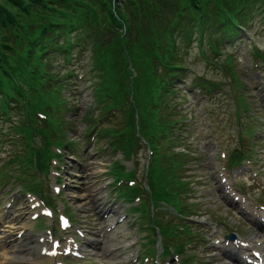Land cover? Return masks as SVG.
Listing matches in <instances>:
<instances>
[{
	"label": "trees",
	"instance_id": "trees-1",
	"mask_svg": "<svg viewBox=\"0 0 264 264\" xmlns=\"http://www.w3.org/2000/svg\"><path fill=\"white\" fill-rule=\"evenodd\" d=\"M258 10L264 11V0H0V105L22 101L25 91L30 114L34 106L48 111L61 143H70L66 128L74 105L61 73L84 46L95 100L121 104L126 112L110 119L100 141L115 134L128 150L140 126L156 149L152 186L176 200L191 190L182 178L188 155L176 152L173 142L186 56L205 39L219 52L240 32L233 20L247 25ZM23 159L15 155L12 163Z\"/></svg>",
	"mask_w": 264,
	"mask_h": 264
},
{
	"label": "rangeland",
	"instance_id": "rangeland-1",
	"mask_svg": "<svg viewBox=\"0 0 264 264\" xmlns=\"http://www.w3.org/2000/svg\"><path fill=\"white\" fill-rule=\"evenodd\" d=\"M250 38H252L251 44H245L246 41H236L233 45H229L227 47L226 50L228 53H223L222 55L225 57L226 54L233 53V50L237 54L235 66L239 72L240 78L242 79V90L248 95L253 112L256 113L261 119H264V92L258 89V87L255 89L252 87L256 84L259 85V83L254 82L255 79L253 73H255V70H252V62L254 60L252 45H256V47L264 52V13L255 14L251 25ZM199 48V45L195 44L192 48V51L190 52V55L188 56V61L191 67L188 70L189 74L186 75V78H188L187 84L189 87L192 85V81L198 80L197 77L202 76L203 78L208 79L215 78L216 80H221L224 78L222 69L213 65V60H215L213 57H216L217 55L211 54L209 55V58H212V60L205 61L203 55L199 52ZM219 57L220 56H217L216 59L223 63V58ZM81 64L82 62L77 63L75 68L77 71L82 70L86 73L87 70L82 69ZM86 80L87 81L84 83V87L81 86L79 88L81 93L75 96V102H78L81 108L78 112L71 111V115H69V118L72 119L71 125L76 132L71 136L75 139V143L78 145L77 147H79L77 153L78 155L82 156V161L80 166H76L74 163L76 162L75 158L70 155V153L67 155L66 163L71 174L69 175L71 181L69 189L64 193V197L67 201L68 207L74 211L73 213L76 216L77 221L84 222L87 220V218L91 219L92 224H90L89 229L97 232L96 230H99L97 228H99L102 223L99 217L100 207L102 205V197L104 192H106L105 190L107 189L105 185L110 179V174L107 172V170L109 169V165L121 155V152L113 151V149L108 147L107 144L105 146H107L108 149L102 152L97 151V145H94L88 149L84 147L82 148L83 141L87 139L86 125H89V122H87L86 112L92 111L93 115L97 116V107L94 109V106H91L93 98L91 96V89L87 87L89 81L87 78ZM189 99L194 100L192 93L190 94ZM231 104H233V110L235 104ZM191 111H193L192 114L194 115L195 113L199 114L200 112L195 108V106ZM230 117L231 115L228 114L226 116V122H223L224 124H221L220 127L222 133L227 137L225 146L228 147L229 151L232 150L233 140L236 138V134L230 126V123L233 122ZM186 128H189L193 131L191 135L194 140V144L191 145V148L197 152L195 153L196 158L200 159L199 169L191 172L196 173V178L200 180V184L197 186L198 191L195 192L191 197V201H193L194 198L199 201V203L194 206L197 207L196 211H199L198 213L201 215V217H209L212 220H219L221 224L224 221L235 223V225L238 227V230L243 234H256L255 228L242 221V219L239 218L237 211L233 210L227 204L226 200L223 199V195L218 191V181L216 178V170L218 165L217 152L215 150L205 151L202 148L199 135L196 133L198 130L195 131L196 128H194L193 125L192 127L186 126ZM11 147L12 146L10 145H5L3 147L0 146V150L3 151L4 148ZM138 150L139 151H137V153H139L142 157L139 164L138 174L141 178L142 185H145L148 182L147 160H145V150L143 146ZM261 151L264 152V145L261 148ZM16 187L19 188V183L16 181L8 182L7 186L6 184L2 185L0 201H3V199L7 197V195L11 194V192ZM9 189L11 191H9ZM144 194L145 198L148 197L146 193ZM23 201L24 198H21L20 203H18L15 208V213L11 215V219H15L11 225V227L15 229V232L13 233V236L10 237L12 242L6 248L16 245L24 240L23 236L22 238H16V233L19 229L26 227V224L30 228L35 227L36 229H39L37 226H34L35 224L30 223L27 220V217L24 216L25 207L23 205ZM96 204H99L98 208L95 207ZM120 204L121 203H118L119 206ZM88 208H90L89 212L85 213L84 210ZM110 222H113V220H110ZM106 224H109V222H105V225ZM43 225L47 226L48 222L44 223ZM222 229H224L223 226ZM195 230L201 229L196 226ZM140 231L141 229L136 223L125 222L111 233L106 234V238L104 240H111L112 242L105 248L115 244L122 245V248L119 251L113 253L108 259H104L106 260V264H134L133 256L137 252H140V238L138 236ZM27 240L31 242L32 252L37 258L38 245L36 243L35 237L30 236V238ZM130 243H133L131 249H125L123 247ZM204 247H207V245L205 244ZM204 247L201 246L200 243H197L195 250L193 251V254H196L198 257V261H200L201 264H219L214 263L211 260L210 256L212 253L206 251ZM42 262L38 261L36 264H43Z\"/></svg>",
	"mask_w": 264,
	"mask_h": 264
},
{
	"label": "bare ground",
	"instance_id": "bare-ground-1",
	"mask_svg": "<svg viewBox=\"0 0 264 264\" xmlns=\"http://www.w3.org/2000/svg\"><path fill=\"white\" fill-rule=\"evenodd\" d=\"M0 256V264H36L40 261L39 257L34 256L30 241H21L16 245L3 249Z\"/></svg>",
	"mask_w": 264,
	"mask_h": 264
}]
</instances>
